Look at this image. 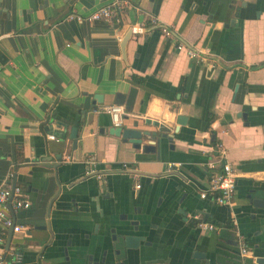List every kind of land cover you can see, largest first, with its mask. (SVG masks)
<instances>
[{
  "label": "crops",
  "instance_id": "0c3cea01",
  "mask_svg": "<svg viewBox=\"0 0 264 264\" xmlns=\"http://www.w3.org/2000/svg\"><path fill=\"white\" fill-rule=\"evenodd\" d=\"M113 1L0 0V188H12L16 177L30 201L10 209L22 229L9 249L11 227L0 222V259L91 264L106 250L112 264H257L264 255V0H126L119 23L68 18ZM153 17L158 25H149ZM162 26L172 27V37ZM132 87L138 92L127 111L114 101ZM115 105L124 109L118 125H164L172 148L166 142L158 158L111 135L115 122L103 108ZM220 144L237 175L231 205L200 196L219 169L210 163ZM93 156L101 177L87 176ZM193 215L216 229L202 230ZM124 228L146 237L133 258L123 247L115 254Z\"/></svg>",
  "mask_w": 264,
  "mask_h": 264
},
{
  "label": "built area",
  "instance_id": "2783aa9c",
  "mask_svg": "<svg viewBox=\"0 0 264 264\" xmlns=\"http://www.w3.org/2000/svg\"><path fill=\"white\" fill-rule=\"evenodd\" d=\"M126 6H128V1L115 0L112 3L98 8L88 16L81 17L76 14H71L68 18H76L79 21L87 20L88 22L101 20L109 23H119ZM149 25H158L157 19L153 17ZM161 28L166 37H172V27L162 26ZM184 47L185 46L183 44L178 45V49H182ZM187 52L191 58L198 59L199 61H206L207 59L195 50L187 48ZM103 110L112 115L113 120L117 125L120 123L122 112H124L122 106H106ZM49 138L55 139V135H50ZM215 160L216 161L210 163V167L219 169L212 175L209 187L204 190L200 196L202 198L210 197L218 204L231 205L236 192L237 175L232 163L228 160L226 149L222 144L218 147L217 159ZM87 162L93 166V168L87 171V176L101 177L99 171L96 169V158L93 156L88 159ZM137 187H140V185L138 184ZM10 204L13 209L19 210L29 208L30 201L27 199L23 190L19 187H15L14 190L10 186L0 188V222L4 227H12L15 224L14 230L18 232L22 229V227L16 225L14 217L10 212ZM192 217L197 220V224L202 230L212 231L216 229V226L213 223L203 220L200 215H193ZM240 251L243 256L248 253V247L243 239H240ZM21 261L22 255L17 254L15 263H20ZM0 264H3V260L1 259Z\"/></svg>",
  "mask_w": 264,
  "mask_h": 264
},
{
  "label": "water",
  "instance_id": "95a60500",
  "mask_svg": "<svg viewBox=\"0 0 264 264\" xmlns=\"http://www.w3.org/2000/svg\"><path fill=\"white\" fill-rule=\"evenodd\" d=\"M133 31L135 30H130L129 35L123 41L124 43L128 41V39L133 34ZM137 92L138 89L136 87H132L128 95L118 93L116 95L114 103L116 105H124L127 111H132L133 106L135 104ZM177 123L178 125H185L187 123V117L184 115H179ZM135 126L136 127H130L126 125H116L114 123L109 129V133L116 137H121L125 142L129 141L133 144L135 149H142V151L145 153H156L158 158H161V153L166 142L171 143L170 147L172 148L173 136L170 135V130L166 126L156 124L154 127H156L157 129L154 130H142L137 127V124ZM178 128L179 127H176V131L179 130ZM71 137L74 140V147L76 148L79 140L78 128L74 127L72 129ZM15 187L16 177L14 178L12 189L14 190ZM10 209L12 212H14V209L11 204ZM14 226L15 224L11 227L10 230V236L7 245L8 249L10 248V244L14 235ZM135 230L137 231V228H135ZM113 232L115 233L116 229H113ZM113 236H116V234ZM119 236L120 238L114 237V240L117 241V243L115 244V254H120L122 250L119 247H123L126 252V255L130 256L131 258L137 255L136 251L139 249L141 241L146 239L144 235L130 234L127 228L122 229ZM90 258L92 261L93 256H91ZM256 263L264 264V255L257 256ZM91 264H112V262L109 259L108 252L105 250L103 252V258L101 262L92 261Z\"/></svg>",
  "mask_w": 264,
  "mask_h": 264
},
{
  "label": "trees",
  "instance_id": "16d2710c",
  "mask_svg": "<svg viewBox=\"0 0 264 264\" xmlns=\"http://www.w3.org/2000/svg\"><path fill=\"white\" fill-rule=\"evenodd\" d=\"M132 81H133L135 84H137V85H143L144 82H145V79H143V78H141V77H139V76H137V75H134V76H132Z\"/></svg>",
  "mask_w": 264,
  "mask_h": 264
}]
</instances>
